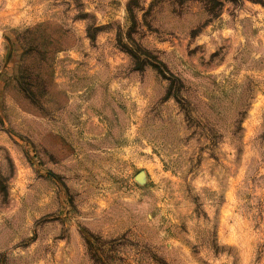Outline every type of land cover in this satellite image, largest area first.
I'll list each match as a JSON object with an SVG mask.
<instances>
[{"label": "rangeland", "instance_id": "rangeland-1", "mask_svg": "<svg viewBox=\"0 0 264 264\" xmlns=\"http://www.w3.org/2000/svg\"><path fill=\"white\" fill-rule=\"evenodd\" d=\"M220 1L0 0V264H264V0Z\"/></svg>", "mask_w": 264, "mask_h": 264}, {"label": "trees", "instance_id": "trees-1", "mask_svg": "<svg viewBox=\"0 0 264 264\" xmlns=\"http://www.w3.org/2000/svg\"><path fill=\"white\" fill-rule=\"evenodd\" d=\"M195 1H198V2H202V3H205L207 8H211L210 10H213V4H216L217 2H220V4H222V2L220 0H195ZM223 1H232V0H223ZM252 2H255L257 3L258 1L256 0H250ZM209 6V7H208ZM211 12H215V11H211Z\"/></svg>", "mask_w": 264, "mask_h": 264}]
</instances>
